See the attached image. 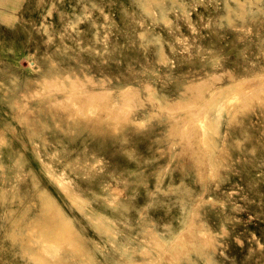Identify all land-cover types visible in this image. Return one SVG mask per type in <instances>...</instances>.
<instances>
[{"label":"rangeland","instance_id":"374dc122","mask_svg":"<svg viewBox=\"0 0 264 264\" xmlns=\"http://www.w3.org/2000/svg\"><path fill=\"white\" fill-rule=\"evenodd\" d=\"M262 76L264 0H0V264H264Z\"/></svg>","mask_w":264,"mask_h":264},{"label":"bare ground","instance_id":"6f19581e","mask_svg":"<svg viewBox=\"0 0 264 264\" xmlns=\"http://www.w3.org/2000/svg\"><path fill=\"white\" fill-rule=\"evenodd\" d=\"M263 77V76H262ZM254 78V77H253ZM264 78V77H263ZM257 80V79H256ZM262 80H264V79H262ZM256 82H259V81H255L254 83H256ZM61 83V82H60ZM261 83V82H260ZM80 84V83H79ZM238 83L236 82V85H237ZM246 84L248 85V83H245V84H242V85H245V87H246ZM249 84H251L250 82H249ZM258 84V83H257ZM262 84H264V82L262 83ZM63 85V84H62ZM70 85H71V83H70ZM78 85V84H77ZM81 85V84H80ZM232 85H233V83H232ZM255 85V84H254ZM253 85V86H254ZM261 85V84H260ZM260 85H256L255 86V88L256 87H258V88H260ZM225 86V85H224ZM227 86V85H226ZM264 86V85H263ZM50 87V86H49ZM71 87V86H70ZM73 87H76V86H73ZM79 87V86H78ZM202 87V86H201ZM228 87V86H227ZM241 88H242V86H240ZM249 87V86H248ZM248 87H246L245 88V92L246 93H244L245 95H248V93H247V88ZM252 87V86H251ZM250 87V88H251ZM236 88V87H235ZM238 88H239V86H238ZM237 88V89H238ZM249 88V89H250ZM57 89H58V87H57ZM71 89V88H70ZM262 89V88H261ZM91 90V89H90ZM221 90H222V88H221ZM252 90V89H251ZM250 90V91H251ZM263 90V89H262ZM55 91V90H54ZM73 91V90H72ZM87 91V90H86ZM110 91V90H109ZM220 91V90H219ZM235 91H237V90H235ZM249 91V92H250ZM70 92V91H69ZM242 92H244V87H243V91ZM252 93H255V92H253V91H251ZM78 93V92H77ZM76 93V94H77ZM84 93H85V91H84ZM87 93H89V92H87ZM200 93V92H199ZM257 93V92H256ZM259 93V92H258ZM78 94H81V93H78ZM82 94H83V92H82ZM100 94H102V93H100ZM198 94V93H197ZM218 94V93H217ZM241 95H237L236 97H235V95H234V93H230L229 91H226V90H224V91H220V94H219V96L216 98V100L214 99V100H212L211 102H210V105H209V109H208V111H206V113H204V116L200 119L201 120V122L199 123V124H201V131L200 132H202V134L199 132L198 134L200 135V136H198V137H200V139L202 140V142L204 143V145L205 146H211V144H215V135L214 134H216V130H215V128H213L212 129V126H214V127H216L217 126V124L216 123H218L219 122V118L221 117V114H222V111H226L227 112V109H228V107H230V104H233V102H235L238 98V96H240V97H242L243 95H242V93H240ZM251 94V93H250ZM71 95H73V93L71 94ZM75 95V94H74ZM95 95H97V93L95 94ZM128 95V94H127ZM132 95V94H131ZM193 95V94H192ZM212 95V94H211ZM210 95V96H211ZM216 95V94H215ZM254 96H255V94H253ZM257 95V94H256ZM67 96H69V95H67ZM76 96V95H75ZM80 96V95H79ZM88 96V95H87ZM105 96V95H104ZM104 96H103V98H104ZM196 96V95H195ZM201 96V95H200ZM250 96L251 95H249V98H250ZM82 97H84V95H82ZM98 97L100 98V97H102V96H99V95H97V100H98ZM246 97V96H245ZM248 97V96H247ZM252 97V96H251ZM71 98H73V97H71ZM79 98V97H78ZM88 98V97H87ZM90 98V97H89ZM95 98V97H94ZM102 98V99H103ZM132 98V97H131ZM192 98H193V96H192ZM253 98V97H252ZM257 98V97H256ZM64 99V98H63ZM68 99V98H67ZM84 99H86V96L84 97ZM91 99V98H90ZM191 99V98H190ZM241 99V98H240ZM239 99V101H241ZM56 100V99H55ZM70 100V99H69ZM96 100V98L94 99V101ZM127 100V99H126ZM198 100V99H197ZM204 100V99H203ZM243 100H245V99H243V97H242V101ZM82 101V100H81ZM99 101H101V98L99 99ZM98 101V102H99ZM184 100H182V103H183V106H185V105H187L188 104V106L190 105L188 102L186 103V104H184V102H183ZM191 101H195V100H191ZM207 101H208V99H207ZM238 101V102H239ZM241 101V102H242ZM258 101H259V99H258ZM58 102V101H57ZM62 102V101H61ZM67 102H68V100H67ZM179 102V101H178ZM206 102V101H205ZM245 102V101H244ZM82 103V102H81ZM85 103V102H84ZM175 103V102H174ZM191 103V102H190ZM193 103V102H192ZM191 103V104H192ZM208 103V102H207ZM67 104V103H66ZM77 104V103H76ZM78 104L82 107V105L80 104V102H78ZM87 104V103H86ZM130 104V103H129ZM129 104H128V106H129ZM169 104H171V103H169ZM178 104H180V102L178 103ZM194 104V103H193ZM243 104H245V103H243ZM59 105H61V104H59ZM78 105V106H79ZM113 105V104H112ZM173 104H171V106H172ZM177 105V104H176ZM245 105H247V104H245ZM74 106H76V105H73V107ZM77 106V107H78ZM94 106V105H93ZM96 107L98 106V105H95ZM120 106V105H119ZM122 106H124V105H122ZM122 106H120L121 108H122ZM187 106V107H188ZM191 106V105H190ZM199 106H201V105H199ZM198 106V107H199ZM88 107V106H87ZM168 107H170V106H168ZM181 108H179V106L177 107V108H179V109H183L182 108V106H180ZM76 108V107H75ZM100 108V107H99ZM104 108V107H103ZM113 108V107H112ZM112 108H111V110H112ZM129 108V107H128ZM173 108V107H172ZM193 108V107H192ZM197 109V107H194V109ZM200 109H201V107H199ZM240 108V107H239ZM81 109V108H80ZM98 109V108H97ZM107 109V108H106ZM120 109V108H119ZM130 109V108H129ZM173 109H175V108H173ZM195 109V110H196ZM205 109V108H204ZM76 110H79L78 108L76 109ZM109 110V109H108ZM178 110V109H177ZM187 110V109H186ZM191 110H193V109H191ZM198 110V109H197ZM210 110H214L213 111V116H211L210 115ZM236 110V109H235ZM87 111H89V110H87ZM127 111L129 112V110L127 109ZM172 111V110H171ZM174 111H176V110H174ZM189 111V110H188ZM194 111V110H193ZM75 112V111H74ZM113 112V111H112ZM121 112V111H120ZM124 112V111H123ZM196 112H199V110L198 111H196ZM202 112V111H201ZM77 113V112H76ZM79 113V112H78ZM203 113H202V115H203ZM233 113V112H232ZM235 113V112H234ZM91 114V113H90ZM191 114H192V112H191ZM194 114V113H193ZM78 115V114H77ZM124 116L126 115V114H123ZM201 115V114H200ZM232 115H234V114H232ZM110 116V115H109ZM179 116V115H178ZM182 116H185V114L184 115H182ZM195 116H197V113H196V115ZM199 117V116H198ZM201 117V116H200ZM212 117H214V119L212 118ZM233 117V116H232ZM192 118V117H191ZM190 118V119H191ZM193 118H195V117H193ZM183 119V118H182ZM181 119V120H182ZM185 119V118H184ZM189 119V118H188ZM188 119H187V121H186V119L183 121L184 122V124L186 123V122H188ZM196 119V118H195ZM175 120H176V117H175ZM197 120V119H196ZM199 120V119H198ZM183 122H181V125L183 124ZM189 122H190V120H189ZM186 123V126H187V124H190V130L194 127H192V124H191V122H194V121H192L191 120V122L190 123ZM195 124V123H194ZM179 125V124H178ZM180 126V125H179ZM178 126V130L180 131L181 130V127L183 126H180L179 127ZM196 126V125H195ZM177 127V126H176ZM189 127V126H188ZM175 128V127H174ZM180 128V129H179ZM184 128H185V126H184ZM182 128V134H184V132L187 130V129H189V128ZM200 128V127H199ZM183 129L185 130V131H183ZM194 129V128H193ZM196 129V128H195ZM190 130H189V132H190ZM197 130V129H196ZM196 130H194V132L196 133ZM200 129H198V131H199ZM187 132V131H186ZM193 132V133H194ZM172 133V132H171ZM179 133V132H178ZM188 133V132H187ZM193 133H191L192 134V136H189V137H191V140H192V138L195 136H193ZM174 134V133H173ZM180 134V133H179ZM179 134H178V136H179ZM190 134V133H189ZM189 134H187V135H189ZM190 134V135H191ZM202 136V137H201ZM181 138H183L182 136H180ZM185 137H186V135H185ZM196 139H197V135H196V137H195ZM184 139H187V138H184ZM194 139V138H193ZM179 141V139L177 140V142ZM180 141H181V139H180ZM176 142V143H177ZM185 142V141H184ZM187 142H188V140H187ZM199 142V141H198ZM189 143V142H188ZM190 144H192V143H190ZM188 145V144H187ZM186 145V146H187ZM193 145V144H192ZM191 145V146H192ZM182 146V145H181ZM169 147V146H168ZM186 151V150H185ZM192 155V154H191ZM205 163V162H204ZM201 165V164H200ZM202 166V165H201ZM209 166V165H208ZM206 172V171H205ZM39 190H40V192L43 194V195H45V197H46V205H47V207H49V209H51V210H53L54 211V213H55V215H56V217L58 218V221H59V224H58V226H57V229L55 230V231H53V230H50V233H49V244L52 246V247H55V246H57V244L59 245V241H61L63 244H65L68 248H71V249H73L74 251H76V252H79V253H83V254H85L89 259H91V260H93L94 261V258L91 256V253L89 252V250H88V248L86 247L87 245H84L85 244V239H84V237H83V234H82V232H81V230L73 223V222H71V218H70V216L61 208V206L58 204V202L55 200V198H53V196L45 189V188H39ZM68 196H70L71 197V203H73V204H77V201L72 197V193H68ZM102 221V220H101ZM188 228V227H187ZM192 231H193V229H192ZM194 232V231H193ZM192 232V233H193ZM206 233V232H205ZM182 234V233H181ZM187 234V233H186ZM189 234H191V233H189ZM179 235V234H178ZM185 235V234H184ZM196 235V234H195ZM184 237V236H183ZM182 237V238H183ZM190 237H193L192 235L190 236ZM194 238V237H193ZM188 238H187V236H186V240H187ZM190 239V240H189ZM188 240H189V242L191 241V238H189ZM200 239V238H199ZM176 240V239H175ZM180 240H181V238H180ZM193 240V239H192ZM201 240H202V238H201ZM160 241V240H159ZM179 241V240H178ZM192 242V241H191ZM176 243V242H175ZM158 244V243H157ZM172 245H173V243H172ZM171 245V246H172ZM153 246V245H152ZM159 247V246H158ZM189 247V246H188ZM146 248V247H145ZM175 249V248H174ZM179 249V248H178ZM173 251V250H172ZM175 252V251H174ZM33 253L34 254H37L40 258H42L43 259V257H41L40 256V254L39 253H37L36 251H33ZM159 253V252H158ZM166 253H167V251H166ZM170 256V255H169ZM175 256V255H174ZM177 256V255H176ZM167 258V257H166ZM172 258V257H171ZM169 259V258H168ZM173 259V258H172ZM169 261V260H168ZM150 262V261H149ZM153 262V261H152ZM51 262H49V263H44V264H50ZM156 263V262H155ZM158 263V262H157ZM140 264V263H139Z\"/></svg>","mask_w":264,"mask_h":264}]
</instances>
